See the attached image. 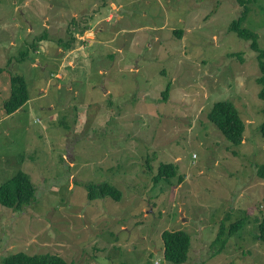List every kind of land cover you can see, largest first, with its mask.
Instances as JSON below:
<instances>
[{
  "label": "rangeland",
  "instance_id": "obj_1",
  "mask_svg": "<svg viewBox=\"0 0 264 264\" xmlns=\"http://www.w3.org/2000/svg\"><path fill=\"white\" fill-rule=\"evenodd\" d=\"M241 1L0 0V186L23 172L36 194L20 210L0 205V262L22 252L173 264L161 234L183 231L182 264H264L261 73L230 30L246 8L243 28L264 49V0ZM72 37L69 49L58 43ZM14 77L29 99L8 114ZM220 101L244 122L239 146L207 120ZM160 164L177 176L154 185ZM88 182L121 200L88 201Z\"/></svg>",
  "mask_w": 264,
  "mask_h": 264
},
{
  "label": "trees",
  "instance_id": "obj_2",
  "mask_svg": "<svg viewBox=\"0 0 264 264\" xmlns=\"http://www.w3.org/2000/svg\"><path fill=\"white\" fill-rule=\"evenodd\" d=\"M247 0H242L241 3L245 4ZM246 8L240 13L239 18L233 21L230 25V30L235 32L237 36L244 39L249 43V49L256 53L255 59L258 62L260 76L256 79L257 84L260 86L258 92V99L264 101V49L259 46V37L247 28H243L244 17ZM86 28V27H83ZM80 30V29H79ZM181 37V34H179ZM44 37V36H43ZM40 42L41 38L38 39ZM73 37L70 40L61 39L58 43L64 49H69ZM24 55V53H23ZM231 58L236 61H243L244 58L241 54H232ZM243 58V60H242ZM169 92V88L162 93L165 97ZM28 91L26 83L20 77L11 79V93L8 101L4 104L5 110L11 114L20 109L27 103ZM264 114V110H263ZM207 120L213 124L225 137V139L234 146L241 145L243 141V133L245 125L239 116L236 107L229 101H220L213 105L207 114ZM260 134L264 138V121L260 125ZM236 155V154H234ZM177 169L172 164H160L158 166L156 175L152 178V183L158 185L160 182L168 181L177 176ZM148 170L151 167L148 166ZM256 176L258 179L264 181V163L256 167ZM179 182L182 181L180 177ZM177 182V184H180ZM85 190L87 193L88 201L97 199L110 198L114 202H119L122 198V192L110 183L104 182L101 184L86 183ZM35 187L32 184L29 176L23 172H18L7 183L0 186V205L9 209L20 210L27 207L31 202H35ZM35 196V199H34ZM92 199V200H91ZM263 210V209H262ZM264 211V210H263ZM257 237L259 240L264 241V212L258 216ZM257 218V217H256ZM247 222V218H246ZM245 220H237L229 227V234H233L238 228L242 229L245 226ZM221 233V230L219 231ZM163 244V257L166 261L173 264H182L187 260V253L190 249V237L183 231H164L161 234ZM224 243L217 252L222 251ZM218 254V253H217ZM0 264H72L66 262L60 256L45 254V255H28L22 252L10 254L4 257Z\"/></svg>",
  "mask_w": 264,
  "mask_h": 264
},
{
  "label": "water",
  "instance_id": "obj_3",
  "mask_svg": "<svg viewBox=\"0 0 264 264\" xmlns=\"http://www.w3.org/2000/svg\"><path fill=\"white\" fill-rule=\"evenodd\" d=\"M87 34H91V35H93V36H94V34H93V33H87Z\"/></svg>",
  "mask_w": 264,
  "mask_h": 264
},
{
  "label": "clouds",
  "instance_id": "obj_4",
  "mask_svg": "<svg viewBox=\"0 0 264 264\" xmlns=\"http://www.w3.org/2000/svg\"><path fill=\"white\" fill-rule=\"evenodd\" d=\"M260 208H262V207L260 206Z\"/></svg>",
  "mask_w": 264,
  "mask_h": 264
},
{
  "label": "bare ground",
  "instance_id": "obj_5",
  "mask_svg": "<svg viewBox=\"0 0 264 264\" xmlns=\"http://www.w3.org/2000/svg\"><path fill=\"white\" fill-rule=\"evenodd\" d=\"M7 76V75H6ZM92 200V199H91Z\"/></svg>",
  "mask_w": 264,
  "mask_h": 264
}]
</instances>
